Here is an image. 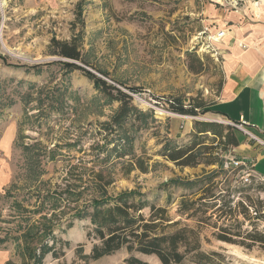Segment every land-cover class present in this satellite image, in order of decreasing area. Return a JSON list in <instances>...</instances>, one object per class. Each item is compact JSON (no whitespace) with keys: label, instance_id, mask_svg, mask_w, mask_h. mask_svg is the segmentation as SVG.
Segmentation results:
<instances>
[{"label":"rangeland","instance_id":"1","mask_svg":"<svg viewBox=\"0 0 264 264\" xmlns=\"http://www.w3.org/2000/svg\"><path fill=\"white\" fill-rule=\"evenodd\" d=\"M220 1L0 0V260L7 257V262L21 264L16 236L62 210L40 209L43 194L63 185L75 166H82L86 179L92 170L111 171L115 178L111 193L139 188L157 205L165 204L170 191L175 199L184 192L162 191L168 180L194 179L215 168H179L161 152L167 140L177 147L190 144L196 121H228L216 108L194 117L170 112L165 104L175 97L187 105L196 99L211 106L225 82L223 60L228 47L237 41L233 26L243 28L245 35L247 26L255 22L252 19L264 20L263 5L256 9L252 0ZM233 12L240 14L237 23L230 19ZM220 32L227 37L219 38ZM54 39L76 42L84 60L75 63L133 94L135 105L146 112L148 127L138 132L128 127L126 134L136 136L135 153L145 161L147 172L135 168L125 174L131 157L112 155L103 163L102 156L100 162H93L90 146L101 141L97 131L103 132L99 127L110 122L119 103L106 100L83 71L66 70L62 62L68 60L55 54ZM75 142L76 148H62ZM216 144L225 167L233 148L224 151L219 140ZM233 175L229 171L230 179ZM260 184L262 189L250 194L264 212V181ZM241 198L238 195L237 200ZM176 206L171 208L174 217ZM89 224L75 221L62 235L70 242L65 256L56 260L49 255L44 264H127L125 251L89 263L78 261L79 244L85 254L93 248L87 237ZM244 228L251 227L246 223ZM257 229L264 232L263 221H258ZM211 232L203 233V250L220 257L214 256L209 264H264L259 245L246 250L216 240ZM139 257L161 264L154 256ZM183 264L197 263L189 258Z\"/></svg>","mask_w":264,"mask_h":264},{"label":"trees","instance_id":"2","mask_svg":"<svg viewBox=\"0 0 264 264\" xmlns=\"http://www.w3.org/2000/svg\"><path fill=\"white\" fill-rule=\"evenodd\" d=\"M52 46L56 55L68 60L62 62L66 70L83 71L106 100L119 103L110 122L99 127L103 132L97 131L102 136L101 141L90 146L93 162H100L102 156L103 163H108L112 155L118 159L131 157L133 162H128L125 174L135 168L147 172L145 161L135 153L136 136L126 134L128 127L138 132L149 125L146 112L135 105L133 94L76 64L84 60L76 42L54 39ZM190 69L197 72L193 66ZM103 75L109 77L106 73ZM214 103L207 106L202 100L192 99L187 105L182 98L165 100L170 112L194 117L200 112L212 111ZM150 114L154 117L153 111ZM194 130L193 140L188 145L177 147L172 140H167L161 156L179 168L199 165L215 168L204 170L194 179L176 177L165 182L162 191L177 189L184 192L175 199L170 191L164 205L149 200L139 188L111 193L110 188L115 183L111 171L92 170L86 179L82 166L70 169L63 185L43 194L40 208L62 210L52 212L50 216L46 213L48 217L44 216L40 222H34L16 236L21 264H44L49 255L56 260L64 257L70 242L62 235L74 227L75 221L90 223L87 237L93 242V248L90 254H85L84 246L79 244L76 252L78 261L85 263L125 251L127 264H149L139 255L154 256L161 264H183L189 258L197 264H209L214 256L220 257V254L203 250V233L208 229L220 242L246 250H252L255 245L264 249V232L257 229L258 221L264 222V212L259 209V200L250 194L253 189L261 190L263 186L260 183L264 180L255 177L251 183L244 184L237 181V171L234 170L233 179H230L228 173L232 169H225L217 154L218 144L214 146L217 140L224 151L239 146L237 130L228 124L201 121L195 122ZM206 140H212V144H206ZM77 146L75 142L62 148ZM53 152L51 155L54 156ZM221 184L223 187L219 190ZM238 195H242L239 200ZM175 203L177 217L171 215ZM246 223L250 229L244 228ZM6 264L15 262L9 260Z\"/></svg>","mask_w":264,"mask_h":264},{"label":"crops","instance_id":"3","mask_svg":"<svg viewBox=\"0 0 264 264\" xmlns=\"http://www.w3.org/2000/svg\"><path fill=\"white\" fill-rule=\"evenodd\" d=\"M261 11L264 17V4ZM239 17L234 12L230 15L234 22ZM252 20L255 22L247 26L245 35L243 28L233 26L237 41L228 47L223 60L226 77L214 108L228 121L243 124L256 138L233 127L240 145L231 153L239 159L253 161L257 178L264 180V20L260 23ZM3 260L1 264H6L7 257Z\"/></svg>","mask_w":264,"mask_h":264},{"label":"built area","instance_id":"4","mask_svg":"<svg viewBox=\"0 0 264 264\" xmlns=\"http://www.w3.org/2000/svg\"><path fill=\"white\" fill-rule=\"evenodd\" d=\"M240 1L241 0H236V4H239ZM252 2H253V6L257 7L256 9H258L259 7H261L263 5L262 4L263 1H261V0H252ZM224 36H225L224 32L219 33V38H222ZM224 124H228V125H231L235 128H238L239 130L243 131L245 134L249 135L250 137H253V135H251L246 130L244 125L241 123L226 121V123L224 122ZM253 138H255V137H253ZM225 167L232 169L234 171H237L236 179L238 182H242L244 184H249V183H251L252 178H255V177L257 178L256 172H255V165H254V162L251 160L239 159L237 157L230 155L229 157H227V160L225 162Z\"/></svg>","mask_w":264,"mask_h":264},{"label":"bare ground","instance_id":"5","mask_svg":"<svg viewBox=\"0 0 264 264\" xmlns=\"http://www.w3.org/2000/svg\"><path fill=\"white\" fill-rule=\"evenodd\" d=\"M218 2H220V0H217Z\"/></svg>","mask_w":264,"mask_h":264},{"label":"water","instance_id":"6","mask_svg":"<svg viewBox=\"0 0 264 264\" xmlns=\"http://www.w3.org/2000/svg\"><path fill=\"white\" fill-rule=\"evenodd\" d=\"M212 122H216V121H213V120H212Z\"/></svg>","mask_w":264,"mask_h":264}]
</instances>
